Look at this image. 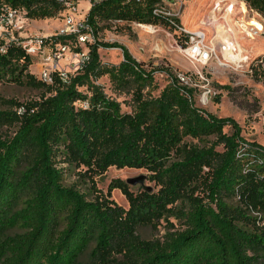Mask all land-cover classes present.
<instances>
[{"label":"trees","instance_id":"obj_1","mask_svg":"<svg viewBox=\"0 0 264 264\" xmlns=\"http://www.w3.org/2000/svg\"><path fill=\"white\" fill-rule=\"evenodd\" d=\"M7 1L32 19L62 9L59 0ZM243 1L264 15V0ZM162 7V0H105L89 7L86 23L93 35L113 20L177 33L178 17L154 14ZM87 47L88 60L67 80L54 74L45 83L30 73L33 58L22 46L0 41V80L43 90L23 104L25 113L0 112V125L17 126L0 137V264H264V145L245 139L232 118L197 107L177 71L146 68L120 44ZM99 47L120 48L122 60L102 63ZM157 70L168 82L154 95ZM251 70L264 83V58ZM101 76L130 94V112L95 83ZM62 163L90 178L111 166L145 169L158 188L133 191L116 178L87 199L63 183ZM115 188L127 208L110 198ZM161 221L168 225L161 238L138 233Z\"/></svg>","mask_w":264,"mask_h":264},{"label":"rangeland","instance_id":"obj_2","mask_svg":"<svg viewBox=\"0 0 264 264\" xmlns=\"http://www.w3.org/2000/svg\"><path fill=\"white\" fill-rule=\"evenodd\" d=\"M163 7L170 14L178 17L181 25L189 30L200 29L205 32L206 39L217 44L222 38L232 36L239 43L243 55H247L245 62H231L224 58L223 64L208 61L198 63L189 59L184 53L185 43L183 37L176 32L159 24L152 27L139 26V23L113 20L101 27L93 36L94 42H107L120 44L127 48L129 53L137 60L144 62L146 68H167L177 71L185 77V83L194 89L193 102L219 117L232 118L241 128V135L248 140L264 145V83L255 81L251 67L258 58H264V15L251 9L244 1H238L234 11L226 16L215 9L219 0H162ZM78 8L84 12L86 3L80 1ZM19 29L13 35L2 34L5 40L12 36L19 37L33 32L43 34H57L63 29V16L59 11L54 17L43 19L25 18L20 21ZM149 25V24H147ZM246 25V26H245ZM245 26V27H244ZM249 28V33L245 28ZM253 27V30L250 29ZM248 30V29H247ZM79 47H71L70 51L58 61V68L73 73L77 58L74 57ZM83 48V46L81 47ZM99 58L104 64H117L122 60V51L117 47H99ZM33 59L29 67L30 73H37L41 63ZM188 73V75H184ZM35 75V74H34ZM154 79L158 89L153 91L157 95L159 90L168 82L163 71H155ZM95 83L100 85L104 92L121 104V110L130 112L132 101L130 94L116 92L106 76H101ZM230 88H223V87ZM84 90L85 87H81ZM42 89L27 85H18L9 80H0V112L13 111L15 105L10 101L25 104L37 100ZM16 125H0V137L13 136ZM230 132V128L224 129ZM185 141L195 145L208 144L206 140L185 138ZM63 170V183L74 186L87 199H92L97 190L106 193L109 184L114 179L125 182L128 179L143 176V181L134 185L128 184L133 191L141 187L157 190L153 181L149 180V172L145 169L109 167L104 173L94 175L92 178L85 173L83 167L61 164ZM110 198L118 205L127 208L128 204L119 189H112ZM172 221L175 227L179 225ZM172 227L171 229H175ZM165 221L156 227H143L138 230L145 239H159L167 231Z\"/></svg>","mask_w":264,"mask_h":264},{"label":"built area","instance_id":"obj_3","mask_svg":"<svg viewBox=\"0 0 264 264\" xmlns=\"http://www.w3.org/2000/svg\"><path fill=\"white\" fill-rule=\"evenodd\" d=\"M62 9L61 14L63 16V29L57 34H43L40 32H33L24 36L14 37L10 40H5L1 37L2 34L13 35L14 30L17 31L20 27L21 20L28 18L25 14V10L20 7L12 6L7 0H0V41L5 44L14 42L22 46L28 55L33 59H37L41 66L35 76L45 83H52L54 74H56L61 80L68 79V71H64L58 68V61L65 56L71 49V47H79L74 54L77 58L75 63V71L78 70L82 64L88 60V47L87 43H91L93 40V33L86 23V13L80 11L78 5L80 1L87 3L88 8L96 3L105 0H59ZM129 1V0H128ZM238 1L243 0H219L215 5V9L222 12L223 16L229 15L234 11V6ZM154 14H164L169 17L175 16L162 8H155ZM176 17V16H175ZM143 27H152L151 24H138ZM177 33L182 37L185 43L184 53L190 60L198 63H206L208 61H214L223 64L227 59L231 62H245L248 60L247 55L242 54L239 43H237L232 36H226L221 39L217 44L212 40L206 39V34L200 29L189 30L182 25H175ZM246 26V25H245ZM244 26V27H245ZM248 29V30H247ZM253 30V27H250ZM249 33V28L244 29ZM54 36H73V40L70 42L55 41ZM5 45L1 46V50ZM83 46V48H81ZM74 71V72H75ZM182 81L185 82V77L181 74L178 75ZM87 101H83L82 105L87 106ZM15 112L21 115L26 112L24 105H18L15 107Z\"/></svg>","mask_w":264,"mask_h":264},{"label":"water","instance_id":"obj_4","mask_svg":"<svg viewBox=\"0 0 264 264\" xmlns=\"http://www.w3.org/2000/svg\"><path fill=\"white\" fill-rule=\"evenodd\" d=\"M142 181H143V176H138V177H135V178L128 179L126 181V183L131 184V185H134V184H136L138 182H142ZM145 188L146 189H150L148 187H145Z\"/></svg>","mask_w":264,"mask_h":264},{"label":"crops","instance_id":"obj_5","mask_svg":"<svg viewBox=\"0 0 264 264\" xmlns=\"http://www.w3.org/2000/svg\"><path fill=\"white\" fill-rule=\"evenodd\" d=\"M86 9H89L87 3H86Z\"/></svg>","mask_w":264,"mask_h":264}]
</instances>
